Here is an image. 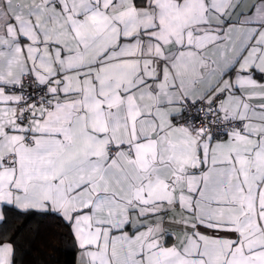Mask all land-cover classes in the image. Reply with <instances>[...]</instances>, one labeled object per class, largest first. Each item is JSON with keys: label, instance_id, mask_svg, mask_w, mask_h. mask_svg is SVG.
Here are the masks:
<instances>
[{"label": "snow or ice", "instance_id": "obj_1", "mask_svg": "<svg viewBox=\"0 0 264 264\" xmlns=\"http://www.w3.org/2000/svg\"><path fill=\"white\" fill-rule=\"evenodd\" d=\"M46 221L70 264H264V0H0V264Z\"/></svg>", "mask_w": 264, "mask_h": 264}, {"label": "trees", "instance_id": "obj_2", "mask_svg": "<svg viewBox=\"0 0 264 264\" xmlns=\"http://www.w3.org/2000/svg\"><path fill=\"white\" fill-rule=\"evenodd\" d=\"M10 226L22 227V221L10 220ZM51 221H46L39 225L38 231L33 234L25 232L21 237L23 248L22 259L24 264H70L72 260L71 249L63 241L56 240V249L49 242L54 237L52 233L56 231ZM53 257L55 259H53Z\"/></svg>", "mask_w": 264, "mask_h": 264}]
</instances>
